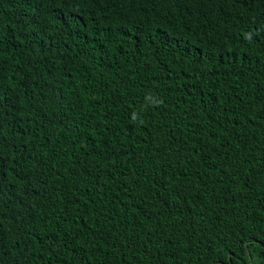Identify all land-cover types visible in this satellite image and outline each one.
<instances>
[{
  "label": "trees",
  "instance_id": "16d2710c",
  "mask_svg": "<svg viewBox=\"0 0 264 264\" xmlns=\"http://www.w3.org/2000/svg\"><path fill=\"white\" fill-rule=\"evenodd\" d=\"M0 264H264V0H0Z\"/></svg>",
  "mask_w": 264,
  "mask_h": 264
},
{
  "label": "water",
  "instance_id": "95a60500",
  "mask_svg": "<svg viewBox=\"0 0 264 264\" xmlns=\"http://www.w3.org/2000/svg\"><path fill=\"white\" fill-rule=\"evenodd\" d=\"M231 254H229V256H230Z\"/></svg>",
  "mask_w": 264,
  "mask_h": 264
}]
</instances>
